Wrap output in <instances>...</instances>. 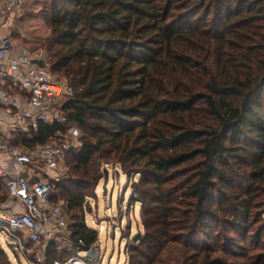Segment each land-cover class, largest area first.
<instances>
[{
    "label": "trees",
    "instance_id": "1",
    "mask_svg": "<svg viewBox=\"0 0 264 264\" xmlns=\"http://www.w3.org/2000/svg\"><path fill=\"white\" fill-rule=\"evenodd\" d=\"M40 1L48 34L31 51L72 88L67 122L12 143L35 147L68 125L83 138L53 181L72 249L64 258L51 241L39 264L96 247L85 205L109 165L141 207L129 264L167 262L174 248L175 264H264V0ZM0 264H13L2 247Z\"/></svg>",
    "mask_w": 264,
    "mask_h": 264
},
{
    "label": "built area",
    "instance_id": "2",
    "mask_svg": "<svg viewBox=\"0 0 264 264\" xmlns=\"http://www.w3.org/2000/svg\"><path fill=\"white\" fill-rule=\"evenodd\" d=\"M23 1L0 0V9L14 13ZM71 94L72 88L53 75L46 50L20 51L16 40L0 30V182L11 201H0V231L27 264L39 262L32 247L48 245L67 230L68 217L52 201L53 181L62 177L58 161L82 145L83 131L68 125L35 147H19L12 140L16 134L36 135L40 124H65L61 106ZM63 264L94 263L77 256Z\"/></svg>",
    "mask_w": 264,
    "mask_h": 264
},
{
    "label": "rangeland",
    "instance_id": "3",
    "mask_svg": "<svg viewBox=\"0 0 264 264\" xmlns=\"http://www.w3.org/2000/svg\"><path fill=\"white\" fill-rule=\"evenodd\" d=\"M43 3L40 0H24L21 3V10L14 13L8 12L3 15L0 30L3 34H8L16 40L20 51L35 49L37 44L41 43L42 38L48 34V28L43 15ZM82 138L80 140L81 144ZM64 162V157L58 161L62 172H65ZM104 168L108 170L106 192H103L102 178L97 183L91 198L87 200L89 202V210L85 205V222L88 226L98 231V242L96 247L93 248L97 250V256L92 260L95 264H129L127 247L133 241L136 234L144 231L141 220V207L137 203H130L129 198L132 193V186L131 183H128L127 177L122 173L120 168L110 165ZM114 171H118L119 174L117 182ZM61 178H66V172L63 173ZM54 195L55 198L52 201L59 202L63 212L68 217L67 230L55 240L59 253L64 257L67 250L72 249L70 243L72 213L68 211L65 197L60 192L56 193V191ZM258 216L261 221L264 220V212H258ZM262 242H264V238L261 239ZM0 247L4 249L13 264H27L22 257L19 258L16 255L13 243L7 240L1 231ZM30 251L38 253V264L46 261V257L48 256L46 243L32 247ZM177 252L176 248L173 251L165 252L163 257L169 261L162 260L161 264H175ZM81 255L86 256L84 252H81ZM56 261L63 264L67 260Z\"/></svg>",
    "mask_w": 264,
    "mask_h": 264
},
{
    "label": "water",
    "instance_id": "4",
    "mask_svg": "<svg viewBox=\"0 0 264 264\" xmlns=\"http://www.w3.org/2000/svg\"><path fill=\"white\" fill-rule=\"evenodd\" d=\"M118 177H119V174H118V171H116V173H115L116 182L118 181ZM107 183H108V170L106 168H104L103 169V184H102V188H103L104 193L106 192ZM88 205H89V202L87 201L86 208L89 210ZM85 254H86L87 258L95 259L97 256V250L92 249V250L86 252Z\"/></svg>",
    "mask_w": 264,
    "mask_h": 264
},
{
    "label": "crops",
    "instance_id": "5",
    "mask_svg": "<svg viewBox=\"0 0 264 264\" xmlns=\"http://www.w3.org/2000/svg\"><path fill=\"white\" fill-rule=\"evenodd\" d=\"M7 13L8 12H6L4 10L2 11V9H0V23L2 22L3 15H5ZM4 191H5V193H4L5 196L3 197V200L2 201H4L5 203H7V205H9V204H11V201L10 200H7V193H6L5 187H4Z\"/></svg>",
    "mask_w": 264,
    "mask_h": 264
}]
</instances>
